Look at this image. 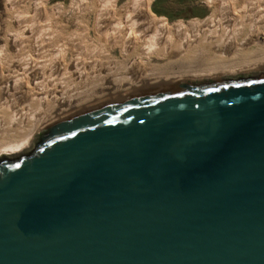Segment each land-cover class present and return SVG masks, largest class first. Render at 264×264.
Listing matches in <instances>:
<instances>
[{"label":"water","instance_id":"1","mask_svg":"<svg viewBox=\"0 0 264 264\" xmlns=\"http://www.w3.org/2000/svg\"><path fill=\"white\" fill-rule=\"evenodd\" d=\"M0 152V264H264V69L170 82Z\"/></svg>","mask_w":264,"mask_h":264},{"label":"bare ground","instance_id":"2","mask_svg":"<svg viewBox=\"0 0 264 264\" xmlns=\"http://www.w3.org/2000/svg\"><path fill=\"white\" fill-rule=\"evenodd\" d=\"M115 2L4 0L0 152L23 150L56 118L146 86L264 69V0H207L212 12L199 26L157 20L151 0ZM87 34L115 59L95 65Z\"/></svg>","mask_w":264,"mask_h":264},{"label":"rangeland","instance_id":"3","mask_svg":"<svg viewBox=\"0 0 264 264\" xmlns=\"http://www.w3.org/2000/svg\"><path fill=\"white\" fill-rule=\"evenodd\" d=\"M67 1L68 0H50L51 3H63V4H65ZM121 2L122 0H116L115 6L120 5ZM152 7H154L158 12H154L152 10ZM4 8H5L4 0H0V53H2L3 51V41L1 39V35L3 29L5 28V18H6ZM150 8L153 16L157 20L163 23L166 24L191 23L195 26H199L200 24L205 22L209 18L212 12V7L207 3V0H151ZM98 42L99 44H97L96 40L91 35L90 36L89 34L86 35L85 43L91 48H93V51L96 53L94 64L98 66L105 61H112L113 59H115L114 57L117 56V51L109 50L105 55H102V53L99 52V47L101 46V44L104 45V43L102 42V40ZM43 59H44V54H41L39 62L41 63ZM121 62H122L121 59H119L116 61L115 65H119L121 64ZM256 71L258 70L252 71L250 73H254ZM231 76H235V75H231ZM161 84H157V85H161ZM147 87L149 86H146L142 89H145ZM37 132L33 135L30 144L19 152L25 151L31 146L34 139L37 137L38 134ZM19 152H15V153H19Z\"/></svg>","mask_w":264,"mask_h":264},{"label":"trees","instance_id":"4","mask_svg":"<svg viewBox=\"0 0 264 264\" xmlns=\"http://www.w3.org/2000/svg\"><path fill=\"white\" fill-rule=\"evenodd\" d=\"M152 10H153L154 12H158L154 7H152Z\"/></svg>","mask_w":264,"mask_h":264}]
</instances>
